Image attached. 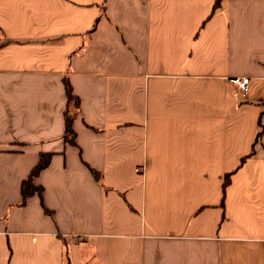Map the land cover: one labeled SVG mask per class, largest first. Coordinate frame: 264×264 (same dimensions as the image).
Wrapping results in <instances>:
<instances>
[{"label": "crops", "instance_id": "crops-1", "mask_svg": "<svg viewBox=\"0 0 264 264\" xmlns=\"http://www.w3.org/2000/svg\"><path fill=\"white\" fill-rule=\"evenodd\" d=\"M214 3L0 0V264H264V0Z\"/></svg>", "mask_w": 264, "mask_h": 264}, {"label": "trees", "instance_id": "trees-1", "mask_svg": "<svg viewBox=\"0 0 264 264\" xmlns=\"http://www.w3.org/2000/svg\"><path fill=\"white\" fill-rule=\"evenodd\" d=\"M221 0H215L214 3V7L216 8V6L219 4ZM64 85H65V91L67 94V98L69 101H75V103L77 104V98L74 97V95L72 94L71 91V87L68 83V81H64ZM74 131L72 129V117L71 115L65 114V138L67 139V141L69 142H74ZM49 162V155L48 154H41L39 157V161L37 162V164L35 165V167L32 169L29 178L25 181H23L22 185H21V193L23 196V199L27 197L28 194L34 192V191H38L40 194L41 188L40 187H35L32 183H31V178L36 175L42 168H44L45 166H47ZM227 178L228 175L225 176V182L223 185H225L227 183Z\"/></svg>", "mask_w": 264, "mask_h": 264}, {"label": "built area", "instance_id": "built-area-1", "mask_svg": "<svg viewBox=\"0 0 264 264\" xmlns=\"http://www.w3.org/2000/svg\"><path fill=\"white\" fill-rule=\"evenodd\" d=\"M249 80L250 78L247 76H236V77H230L228 79L229 83L237 86L238 89H240L241 91H245L247 89Z\"/></svg>", "mask_w": 264, "mask_h": 264}]
</instances>
